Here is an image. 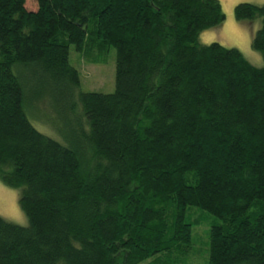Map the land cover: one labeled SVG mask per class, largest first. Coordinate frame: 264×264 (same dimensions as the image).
I'll use <instances>...</instances> for the list:
<instances>
[{
	"label": "trees",
	"instance_id": "16d2710c",
	"mask_svg": "<svg viewBox=\"0 0 264 264\" xmlns=\"http://www.w3.org/2000/svg\"><path fill=\"white\" fill-rule=\"evenodd\" d=\"M24 1L0 0V178L26 217L0 216V264H198L206 221V264H264V66L199 42L219 0ZM234 14L264 57V4ZM70 44L114 48L112 92L77 90ZM42 99L73 113L63 143L27 118Z\"/></svg>",
	"mask_w": 264,
	"mask_h": 264
},
{
	"label": "rangeland",
	"instance_id": "374dc122",
	"mask_svg": "<svg viewBox=\"0 0 264 264\" xmlns=\"http://www.w3.org/2000/svg\"><path fill=\"white\" fill-rule=\"evenodd\" d=\"M225 18L223 22L212 28L204 29L199 34L201 44L218 42L227 47L237 48L254 66H264L262 53L251 45L256 30L261 25L260 18L238 20L234 14L235 6L240 2L264 4V0H219ZM27 10L36 9L35 0H25ZM99 61H88L80 56L72 44L68 47V60L78 74L80 92L95 91L109 93L114 89V48L96 53ZM42 99L32 104L27 118L39 132L62 142L63 134L73 131V113L60 114L55 112L54 102ZM61 105L60 101L55 107ZM63 143V142H62ZM18 189H14L2 182L0 178V216L18 224L26 225V217L18 204ZM210 222L206 221L193 228V246L187 254L179 255L185 262L206 264L208 261V233ZM146 259L137 264H149Z\"/></svg>",
	"mask_w": 264,
	"mask_h": 264
}]
</instances>
